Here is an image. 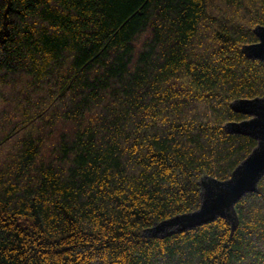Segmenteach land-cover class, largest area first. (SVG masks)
Returning <instances> with one entry per match:
<instances>
[{
    "label": "trees",
    "instance_id": "1",
    "mask_svg": "<svg viewBox=\"0 0 264 264\" xmlns=\"http://www.w3.org/2000/svg\"><path fill=\"white\" fill-rule=\"evenodd\" d=\"M264 0H0V264H264V178L164 238L253 152Z\"/></svg>",
    "mask_w": 264,
    "mask_h": 264
},
{
    "label": "water",
    "instance_id": "2",
    "mask_svg": "<svg viewBox=\"0 0 264 264\" xmlns=\"http://www.w3.org/2000/svg\"><path fill=\"white\" fill-rule=\"evenodd\" d=\"M258 42L243 47V53L250 59L264 62V26L255 29ZM232 109L250 117L242 122H231L225 126L230 134L249 136L257 140L253 152L233 171L231 177L220 181L203 177L201 207L194 212L177 215L155 224L144 232L146 237L164 238L183 233L216 221L226 219L232 232L238 227L236 206L247 194L257 193L264 178V96L255 99H241L232 103Z\"/></svg>",
    "mask_w": 264,
    "mask_h": 264
}]
</instances>
